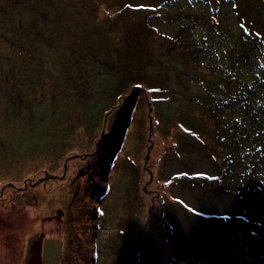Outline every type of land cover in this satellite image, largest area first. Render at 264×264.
<instances>
[{
    "label": "rangeland",
    "instance_id": "1",
    "mask_svg": "<svg viewBox=\"0 0 264 264\" xmlns=\"http://www.w3.org/2000/svg\"><path fill=\"white\" fill-rule=\"evenodd\" d=\"M216 3L223 39L214 31ZM233 3L0 0V187H6L0 195V215L12 219L11 228L20 227L0 238V264H23L26 256V264H41L42 244L37 255L30 249L42 233L43 238L62 240L59 264H81L76 256L84 252V264H225L218 256L226 252L223 241L230 234L219 226L212 233L188 221L189 206L206 210L194 213L200 218L239 207L231 195L219 190L199 195L181 178L187 173L195 180V173L215 170L193 141L185 145L190 132L181 124L197 113L190 94L201 98L205 92L197 78L203 66L189 64L180 46L198 51L201 60L215 48L211 61L226 63L221 49L239 32ZM215 38L217 44L209 46ZM96 49L111 71L90 59ZM146 59L141 69L153 81L150 86L148 77L134 70ZM164 74L168 87L163 92L157 76ZM133 86L148 91L152 106L153 146L146 164L148 99L144 91L131 93ZM123 93L128 96L119 100ZM106 125L114 128L115 141L128 131L116 151L113 140L103 141ZM179 145L188 158L182 149L170 156ZM74 154L84 157L68 160L62 179L38 181L45 173L60 176L64 160ZM145 165L153 175L146 188L163 196L162 202L159 197L153 201L162 238L148 211L151 195L143 191L149 178ZM176 173L184 185L159 187ZM30 177L41 185L25 193L19 188ZM257 205L252 204L263 215ZM213 221L208 220L210 225ZM238 247L231 257L247 261Z\"/></svg>",
    "mask_w": 264,
    "mask_h": 264
},
{
    "label": "trees",
    "instance_id": "2",
    "mask_svg": "<svg viewBox=\"0 0 264 264\" xmlns=\"http://www.w3.org/2000/svg\"><path fill=\"white\" fill-rule=\"evenodd\" d=\"M233 1L231 11L234 13L235 24L239 26V32L235 34L234 42L228 46L224 45L221 49L226 63L211 61L210 53L215 51V48H209L206 60H201L198 57V51L180 46L181 55L189 64L203 66V73L199 77L195 76L201 80L205 92L201 98L190 94V102L194 105L193 108L197 113H192L190 119L181 124L190 132V135L186 136L190 142H185V145L191 146V141H193L194 148L212 163L215 170L214 173L207 171L195 173V180L189 179L192 175L187 173L180 175L182 179L184 178V183L188 182L190 189L199 195L205 191L211 193V191L219 190L225 195L234 196L238 201L240 208L234 212L220 211L219 214H202L201 218L194 216V213L196 211L202 213L206 210L195 209L192 206L186 208L189 215L188 221L194 227L203 226L202 228H207L210 232L215 233V228L219 226L225 234H230V237H226L223 241L226 252L218 256L219 260L225 264H264V214L260 215L252 206V204L259 203L261 206H257L264 209V0H245V4H240V0ZM218 5L219 3L214 5L215 13L212 20L215 22L214 31L220 34L223 39L222 24L220 27L217 15ZM33 9L36 8L33 6ZM21 22L22 20L19 19L16 25ZM27 32L26 30L20 35H26ZM215 42L216 38L212 39L209 46L217 44ZM90 56L95 64L98 63L105 70H109V65H106L109 68L103 66L102 55L100 56L97 49ZM145 65H147V59L146 64L139 60L137 68L134 70H139L148 77L141 69ZM112 71L114 70L112 69ZM157 77L160 81L158 85L164 92L168 87L166 75ZM182 78L185 79L181 76L180 79ZM146 80L150 81L148 82L149 86L153 84L149 77ZM134 90L144 91L148 99L146 89L133 86L130 92L133 93ZM127 96V93H123L118 95V98L120 100ZM195 102L200 103V107H196ZM115 107L113 106V109ZM198 109L204 111L200 112ZM107 125L105 126L107 133L105 132L103 141L113 140L116 151L118 146L120 149L121 144L127 140L128 131L126 130L120 141H115L114 128L109 129ZM122 129H124V124H122ZM134 130L137 137H140V130L136 128ZM129 134L132 136L131 131ZM180 146L179 148L172 147L176 148V151L170 156L179 154V149H182V155L188 158L186 148H182V146L180 148ZM174 175L177 177L173 178ZM181 178L179 173L173 174L159 187L161 188L163 185L167 189L169 186L184 185L179 181ZM29 179L32 183L37 180V178L31 177ZM37 183L41 185L39 182ZM37 183L35 185L27 184V187L21 190L27 193L31 187L38 186ZM158 197L162 202L163 196L160 194L154 195V201ZM176 207L172 205L173 209ZM0 218L3 219L1 215ZM212 219L214 220L213 225H210L208 220ZM202 223H206L208 226L205 225V227ZM42 239L43 237L39 236L35 247L32 244L34 248H29L30 251L35 249L34 255H37ZM236 247L243 249L247 261L241 262L231 257L237 253ZM38 256L41 260L40 254ZM76 261L84 264L87 261V252L77 255ZM221 264L223 263L221 262Z\"/></svg>",
    "mask_w": 264,
    "mask_h": 264
},
{
    "label": "water",
    "instance_id": "3",
    "mask_svg": "<svg viewBox=\"0 0 264 264\" xmlns=\"http://www.w3.org/2000/svg\"><path fill=\"white\" fill-rule=\"evenodd\" d=\"M147 103H148V118H149V126H148V129H149V134H148L149 145H148V147L146 149V154H145V157H144V164H146V162L148 161L149 153H150V150H151V148L153 146V141L151 139V133L153 131V122H152V117L150 115V112L152 110V106H151V103L149 102V100H148ZM106 116H107V113L104 115L103 126L106 123ZM102 134H103V130H102ZM96 145H98V144L96 143ZM82 156L83 155L75 154V155H72V156H69L68 158H66L64 160V162H63V165H62L63 171H62L60 176H52V175H49V174L45 173V175L43 177H40L38 179V181L39 182L41 181V182L45 183L50 177L51 178L62 179L65 176V172H66V168H67V161L72 159V158H75V157H81L82 158ZM145 168L147 169L149 178H148V181L143 186V191L147 193V192H150V191L146 187L152 181L153 175H152L151 170L148 169L146 167V165H145ZM38 181H35V182L32 183L31 179L25 180L23 189H25L27 187V184L35 185ZM9 185H11V184H9ZM155 196H158L157 192L155 193ZM225 196H228V195H225ZM231 197L233 198L235 204H237V206L239 207L237 199L234 196H231ZM153 200H154V198L152 197L151 198V205H150V208L148 209V211L150 213H152L153 216L155 217L154 226L158 228V236L162 238L163 228H160V227H158L156 225V222H158L159 217L155 213H153V211H152L153 207H154ZM57 212H58V215H62V210L59 209ZM43 236H44V234L42 233L41 237H43ZM163 248H164V246H163ZM242 252H243V250H242ZM61 254H62V240L61 239H59V238L58 239L57 238H43L42 252H41V264H59V261H60V258H61ZM31 257L32 256H30V258ZM184 264H194V263L188 262V263H184Z\"/></svg>",
    "mask_w": 264,
    "mask_h": 264
},
{
    "label": "flooded vegetation",
    "instance_id": "4",
    "mask_svg": "<svg viewBox=\"0 0 264 264\" xmlns=\"http://www.w3.org/2000/svg\"><path fill=\"white\" fill-rule=\"evenodd\" d=\"M5 188V187H4ZM4 188H1L0 187V195L2 196V189ZM154 190L151 191V197L154 195ZM12 219L11 218H5V219H1L0 218V238L3 236V233H5V236H10V232H12L11 230V226H12ZM9 226V227H8ZM157 228V227H156ZM158 229V228H157ZM28 261L27 259V256L25 257V260L23 262V264H26V262Z\"/></svg>",
    "mask_w": 264,
    "mask_h": 264
},
{
    "label": "bare ground",
    "instance_id": "5",
    "mask_svg": "<svg viewBox=\"0 0 264 264\" xmlns=\"http://www.w3.org/2000/svg\"><path fill=\"white\" fill-rule=\"evenodd\" d=\"M12 226H14V224L12 223ZM11 226V227H12ZM20 227L19 226H15L14 228H11V229H13L14 231H16V230H18Z\"/></svg>",
    "mask_w": 264,
    "mask_h": 264
},
{
    "label": "clouds",
    "instance_id": "6",
    "mask_svg": "<svg viewBox=\"0 0 264 264\" xmlns=\"http://www.w3.org/2000/svg\"><path fill=\"white\" fill-rule=\"evenodd\" d=\"M75 155V154H74ZM146 193V192H145ZM147 193H149V192H147ZM153 211V210H152ZM155 218V217H154ZM155 227V226H154Z\"/></svg>",
    "mask_w": 264,
    "mask_h": 264
}]
</instances>
